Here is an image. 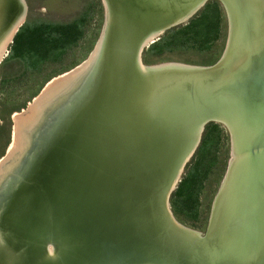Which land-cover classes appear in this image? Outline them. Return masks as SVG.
<instances>
[{"label":"water","instance_id":"water-1","mask_svg":"<svg viewBox=\"0 0 264 264\" xmlns=\"http://www.w3.org/2000/svg\"><path fill=\"white\" fill-rule=\"evenodd\" d=\"M102 1L97 56L4 179L18 182L0 212V264H264V0H218L230 28L209 66L146 65L141 46L210 0ZM24 4L0 0V36ZM211 122L228 127L232 158L201 233L170 198Z\"/></svg>","mask_w":264,"mask_h":264},{"label":"rangeland","instance_id":"rangeland-1","mask_svg":"<svg viewBox=\"0 0 264 264\" xmlns=\"http://www.w3.org/2000/svg\"><path fill=\"white\" fill-rule=\"evenodd\" d=\"M212 2L213 0L208 1L195 15L204 11L206 6ZM219 5L221 7L219 36L210 48L200 49L198 45L193 46L189 41L184 40H176L171 44H166L162 53H158L153 48L160 41L173 40L174 32L186 25L191 20L189 19L180 25L167 29L152 43L148 44L142 52L143 63L146 65L182 63L209 66L218 62L225 51L230 28L228 13L221 2ZM210 10L208 9L207 12ZM22 13L24 16L22 25L69 24L81 21L84 35L76 44L66 49L60 60L43 62L41 70L32 68L30 64H25V61H21L19 58L13 59L12 42L8 46L7 51L9 52H6L8 56L0 64V169L2 167L1 175L7 173L0 178V200L4 199L8 185L16 182V180L13 181L14 178L13 180L4 179L8 176L9 167L16 166L15 163L25 154L26 140L30 137L28 135L30 130L27 132L26 129H23L24 134H21L18 139L19 145L14 146V130L17 128V119L32 116V114L36 118V113L37 115L40 113L43 103L41 98L46 92V88L51 83L55 84L64 77L70 76L75 69L90 58L101 36L106 17L105 5L102 0H25L24 10L20 16ZM37 57L38 54H35L34 62ZM214 124L218 125L219 130H215L216 135L212 136L213 138L208 142V150L200 148L201 142L181 176L182 180L187 175L188 170H192L198 165L201 173L197 189L199 199L197 208L191 212L185 209L180 202L176 203V198L173 199L172 196L170 198V206L176 219L183 225L201 233L207 231L214 199L226 176L232 158L231 135L224 124L216 122L207 124L203 136ZM52 128L49 125L48 131L51 132ZM10 161L13 164H8ZM30 167L35 169L37 166L32 164ZM9 226L13 228L14 223L11 222Z\"/></svg>","mask_w":264,"mask_h":264},{"label":"trees","instance_id":"trees-1","mask_svg":"<svg viewBox=\"0 0 264 264\" xmlns=\"http://www.w3.org/2000/svg\"><path fill=\"white\" fill-rule=\"evenodd\" d=\"M219 3L218 0H213L204 11L193 16L186 25L178 28L172 35L173 40L160 41L153 48L158 53H162L166 44H171L176 40L189 41L193 46L198 45L200 49L210 48L219 36L221 15ZM208 9H211L210 12H207ZM83 35L81 21L69 24H27L15 37V56L21 57L24 61L28 59L27 64L41 70L43 62L60 60L66 49L76 44ZM35 54H38V57L34 62ZM218 128V125L214 124L205 132L200 148L208 150V142L213 138L212 136L216 135L215 130H219ZM200 173L198 165L192 170H188L187 175L171 195L173 199L176 198V203L180 202L185 209L191 212H194L199 202L197 189Z\"/></svg>","mask_w":264,"mask_h":264},{"label":"bare ground","instance_id":"bare-ground-1","mask_svg":"<svg viewBox=\"0 0 264 264\" xmlns=\"http://www.w3.org/2000/svg\"><path fill=\"white\" fill-rule=\"evenodd\" d=\"M104 3L106 5H108L106 1H104ZM198 8H199V6L196 9H198ZM196 9L190 10L188 12V14L186 13L181 18H179L180 19L179 22L186 21L190 17L191 14H194L196 12ZM23 13L21 16H19L14 21L12 26H10L6 30V32L0 37V61L3 60L4 56L6 55L7 48L13 40L14 34L16 33L19 26L23 23L22 22L23 17H24ZM159 32H160V30H156V31L152 32V34L148 35L145 38V40L141 46L143 48V50L148 46V44L152 43L157 38L156 36ZM99 45H101V42L98 43L96 51L95 52L93 51V53L91 54V57L87 60L88 61L87 65L92 64V62L94 61V59L97 56L98 51H99ZM81 77L82 76L79 73L77 75L74 74V75L66 76V77H64V79H61L60 82L57 81L55 84L51 83L50 85H52V86L50 88H48L50 86L49 85L47 87L48 89L46 88V90H45L46 92L43 94V97L41 98L43 100V103H42L41 108H40V113L38 115L36 113L37 117L35 118V115L32 114V116L22 117L20 119H17V126H16L17 128L14 130L15 131V136H14V141H15L14 143L15 144H14V146L19 145L18 139L20 138L21 134H24L22 132V130L26 129L27 132H28V130H30V133H31L32 129H34L35 124L37 122L41 121L43 119V117L45 116V114L48 113L51 108H54L59 103L63 102V99L66 96H68L69 93L71 91H73L78 86ZM45 94H46V98H45ZM49 97H51V99H49ZM66 101L67 100H65V102ZM224 125H225V123H224ZM227 129H228V127H227ZM228 131H229V129H228ZM30 133L28 135H30ZM229 133H230V131H229ZM230 135H231V133H230ZM29 144H30V142H29ZM14 146H12V147H14ZM27 146H28V144H27ZM20 147H21V145H20ZM184 169H185V167H183V164H182V166L177 171V175L175 178L176 180L179 181V179H181V176H182ZM17 182H18V180L16 182H12L8 185L4 199L0 200V212H1V209H3L5 207V204L10 197L11 191L17 186ZM54 245L56 246L57 244H54V243H53V245L51 244L50 248L52 247L53 250H56L55 249L56 247Z\"/></svg>","mask_w":264,"mask_h":264},{"label":"flooded vegetation","instance_id":"flooded-vegetation-1","mask_svg":"<svg viewBox=\"0 0 264 264\" xmlns=\"http://www.w3.org/2000/svg\"><path fill=\"white\" fill-rule=\"evenodd\" d=\"M9 16V15H8ZM8 16L7 17H5L2 21L4 22L5 20H7L8 19ZM9 20V19H8ZM23 26H24V24L22 25H20V28H19V30H18V32H16V35H15V37L17 36V34L20 32V30H21V28H23ZM5 27V24L4 23H1L0 24V30H2L3 28ZM7 29V28H6ZM6 29L4 30L5 32H6ZM4 33V32H3ZM2 33V34H3ZM1 37V36H0ZM15 37H14V39H13V42H12V50H13V53H12V58L13 59H15V58H19V59H21V61H24L21 57H17V56H15ZM3 41V40H2ZM7 52H9V51H7ZM7 54V53H6ZM8 56V55H7ZM7 56L5 55L4 56V58H3V60H5V58H7ZM3 60L2 61H0V64L3 62ZM25 64L26 63H28V59L27 60H25V62H24ZM41 65H43V64H41ZM40 122V121H39ZM37 124H38V122L35 124V126L34 127H36L37 126ZM32 137V136H31ZM31 137H29L27 140H26V142H27V144H28V142H30L29 140H31L30 138ZM1 172H3L2 171V167H1V169H0V178H2L3 177V175H5V174H7V173H3L2 175H1Z\"/></svg>","mask_w":264,"mask_h":264}]
</instances>
